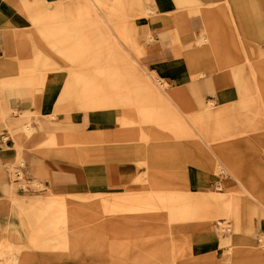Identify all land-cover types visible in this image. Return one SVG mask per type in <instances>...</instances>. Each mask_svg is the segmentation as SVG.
Here are the masks:
<instances>
[{"label": "rangeland", "instance_id": "obj_1", "mask_svg": "<svg viewBox=\"0 0 264 264\" xmlns=\"http://www.w3.org/2000/svg\"><path fill=\"white\" fill-rule=\"evenodd\" d=\"M33 1L39 4L42 3L43 6H54L53 10L47 9L50 12L56 10L58 2H64L63 0L54 3H50L48 0ZM142 1L66 0L70 6L79 3L80 7L90 11L91 14L86 16V19L92 24V28L90 31L88 30V35L92 34L93 36L92 41H97V43L98 41H103L109 46L111 45L109 41L113 42V49L118 54L116 53L117 55L114 54L110 57L114 61L120 59L119 62H122L121 64L118 61L116 62L119 66L122 65L125 68L127 74L138 75L140 81L144 82L142 84L146 92H148L147 88L150 86L155 88L163 99L160 110L156 115H158V118H166L171 115V112L175 113L178 121L185 126V137L179 138L178 136L174 142L170 141V128L164 126L159 128L160 134L159 132L156 133L154 127V104L148 103L147 98L142 95L145 99H143L141 106L145 107L146 120L141 126V140H144L149 146L147 147L145 144L140 146L141 150L144 151L142 153L144 158L139 162V165L145 171L135 179L134 184L131 183L134 178H128V183L125 181L123 184L128 185L131 183V186L129 185V188L125 187L124 190L114 188L108 193H98V196L95 193L57 195L36 176H33L34 181L30 182L29 186L24 189H20V186L26 184L25 180L22 183L14 182V165L25 167L26 161L23 156L22 159L18 157V146L21 145L18 135L23 132L29 138L33 132L25 124L21 128H18L17 125L13 126L11 134L15 142L17 141L18 146L16 145V159L7 163L10 164L9 176L11 183L7 187L6 197L12 208L9 207L11 214L5 222L0 219V254L3 252V256L0 255V264H13V251L18 250L16 247L20 246L23 247L21 258L26 260L27 264H264V226L260 223L257 224L261 220L264 221V116L260 115L259 110H257L256 114L253 108L256 104L257 96L244 92L245 88L241 98L233 103L218 106L214 99L207 98L208 95H216L221 88L242 82L241 80L243 75L246 74V70L240 67V62H244L241 65L244 68L247 65L251 66L250 60L246 62L240 49V40L234 37H231L235 44L234 47L229 42L227 43L232 52L231 56L227 57L228 49L224 34L229 35L228 30L229 32L232 31L230 34H233L234 30L230 29V25L224 15H219L220 10L218 9L224 0H217L207 4V7L217 10L215 14L217 20L210 33L206 27L205 34H201L198 31L200 36L198 38L197 31L195 32L193 27L196 24L198 26L197 20L194 23V20L189 19L186 14H179L177 9L183 11L188 5L202 8V3L199 0H192L188 4L179 3L175 10L164 14L163 17L164 22H170L172 25L176 24L179 26L183 21L189 22L186 28L174 30L173 35L181 38L188 37L193 40L188 42L187 45L178 43V51L172 53L173 56H181L184 60H187L189 66L188 53L184 54V50L198 47L194 53H202L212 45L216 48V65L217 67L221 66V68L211 72L213 77L210 80L211 91H205L203 94L205 105L209 107L211 104V107L203 111H201L203 109L201 102L194 101L192 103L191 101L194 97L193 84L200 78L196 76L198 71H193L194 79L190 84L177 86L161 78L155 71L148 69V64L154 63L153 59L156 50L153 49L149 53L142 54L149 48H144L139 42L138 35L141 32H139L135 22L137 19L148 18L143 14L145 10L151 9L154 12L151 15L152 17L155 16L156 12L153 3H147L149 0H145L146 3ZM220 1H222L221 4L219 3ZM240 3V8L234 10L238 27H246L251 23L256 24L258 37H255L256 39L251 37L253 33L257 32L253 31L250 33L249 39L251 43L257 46V58H264V0H240ZM179 15L183 17L179 21L180 23L178 22ZM128 16L132 17L129 18ZM215 16L214 14L212 15L214 20L216 19ZM71 17L73 26L77 28L82 26L81 21L77 20L74 15ZM122 18H129L130 20L121 24ZM148 19L151 20V18ZM241 19H245V22L239 23ZM32 23L39 28V31L42 29L40 34L49 41L51 47L63 54L61 48L55 45V38L44 35L45 32L49 31V26L52 27V25L44 21L36 23L32 21ZM202 23L207 26L205 17ZM176 31L178 33L175 34ZM145 32L147 34V42H152L153 37L150 32L147 29H145ZM211 32L214 34L212 37ZM129 36L136 40V46L129 44ZM168 39L166 37L165 41ZM66 49L72 51V54L70 52L68 54H71L74 58L77 54L74 55V50H79V54V52H84L85 48L76 46V49L74 47H65V51ZM217 53L222 57H219ZM63 55L67 57V55ZM105 57L104 54L95 55V60L96 58L98 59L95 62L100 63ZM232 65H236L238 70L231 73L236 75L227 78V66ZM95 73L99 74L97 71ZM33 75L27 78L24 85L19 83V81L15 82L19 87V91L24 92L26 88L31 89L32 87L34 91L39 86L43 87L39 81L42 77L37 79L35 74ZM260 80L264 84V76L260 77ZM131 86L126 84L123 88L108 89L109 97L112 101L109 106L115 108V110H123L126 113V119L129 118V113L132 112L133 99L138 96L136 94V87L138 86ZM61 88L58 89V92ZM177 88L179 91L175 92ZM88 89L89 87L86 88V90ZM65 92L61 96L60 102H66V100L67 102L66 104H59L55 112H51V114H54V118L57 117L58 112H67L73 108L79 110H85L86 108L84 101L80 99L77 83H71ZM258 104L260 105L259 102ZM219 109H226V111L218 117L205 115ZM13 110L9 111L12 112ZM4 111L7 112V120L10 112L8 110ZM134 111L138 112L139 110L137 111L135 107ZM30 114V112H24L18 121L28 119ZM43 114L49 115V113L40 112L37 114L36 120L41 121ZM131 115L133 114L131 113ZM129 125V129H137L136 132L131 133L137 137L141 124L134 119V123ZM78 131L79 128H75L64 133L74 134L77 137H81L86 133ZM40 139V136L34 135V138L31 137L27 141L28 147L33 148L34 145L42 141ZM87 140L89 139H84V143L87 144ZM185 140L188 143L190 142V145H184L182 141ZM213 144L220 146L221 154L213 148ZM90 152V150L87 151L85 154L86 158L83 159L86 164L69 161L64 158H52L87 166L91 156ZM173 161L177 162L174 170L169 166ZM228 162L235 165L236 177L229 172L231 170L227 169ZM187 163L198 166L200 170L209 174L208 176L212 183L207 191L192 192L191 190H186L184 185L182 186L183 188L170 187L174 185V181L168 180V177L172 176L170 174L175 173L184 176L187 173ZM110 170L114 174H121L117 163H113L110 166ZM121 175L123 178V174ZM128 175L133 176V174ZM26 176L30 177L31 175L27 173ZM147 179V182L154 187L164 186L168 188L156 190L154 192L157 193L153 194L151 189L146 190L143 188L142 184ZM232 192L236 197L235 202L241 201L242 205L238 210L240 219L239 231L235 232L231 239L232 241H230V238H227V233L230 234V232L225 230V227L230 225V227L235 229V219H228L222 213H217V217L214 218L215 215L206 205L209 199L228 197L229 193ZM21 201L23 205L26 202L29 205L22 207ZM129 201H131L130 207L126 205L124 208H119L117 205L118 203L121 204V202L128 204L127 202ZM138 202L148 203L144 213L149 215L141 214L135 218L127 217V210L131 209L133 204H138ZM60 203H63V205ZM79 204H83V206ZM43 205L46 206L44 207ZM64 209L69 213L62 215L61 219L63 222L56 224L55 221L59 218L57 216ZM20 212L25 214L33 213V221H28L29 219L25 221V217H22ZM67 222L69 224L74 223L77 229H86V237H83L84 242L79 249L73 247L63 248L58 245L60 243L59 234L63 232L61 230H66ZM243 228H250V241L247 243H244L242 239ZM73 232L74 230H67L65 235H72ZM198 232L215 233L218 238L215 243L216 250L204 255L195 253L191 235ZM81 238L80 241L82 240ZM72 241L73 239H69V242ZM90 241L99 242L101 245L98 247L89 246L87 242ZM258 250L262 253L261 258Z\"/></svg>", "mask_w": 264, "mask_h": 264}, {"label": "crops", "instance_id": "obj_2", "mask_svg": "<svg viewBox=\"0 0 264 264\" xmlns=\"http://www.w3.org/2000/svg\"><path fill=\"white\" fill-rule=\"evenodd\" d=\"M48 1L54 3L59 0ZM63 1L62 3L58 2L54 12H50L47 9L53 10L54 6H43L42 3L39 4L33 0H0V219L4 222L9 218L11 214L10 208H12L6 197L7 187L11 183V178L9 176L10 164L7 163L16 159V145L18 146L17 141L15 142L11 134L13 126L17 125L18 128H21L25 124V126L32 129L33 134L31 137L34 138V135L41 137L40 140L42 141L34 145L33 148H29L27 141L31 137L28 138L23 132L19 134L21 145L18 146V157L22 159L23 156L25 158V167L23 168L26 174L29 173L31 175L30 177L28 176L31 182L34 181L33 176L39 177V179L57 195L68 193H95L97 196L98 193H108L114 188L124 190L125 187L129 188L131 186L130 184L145 171L143 170L144 168L139 165V162L144 158V156H142L144 151L141 150L140 146L143 144L147 145V147L149 146L148 143L141 140V126L146 120V112H144L145 107L141 106L143 99H145L142 95L147 98L148 103L154 104V127L156 133L159 132L160 134L159 128L162 126L170 128L169 139L172 142H174L178 136L179 138H184L186 135L185 126L178 121V117L175 113L170 111L171 115L166 118H158V115H156L160 110L163 99H161V96L155 88L150 86L147 88L148 92H146L143 89L144 86L142 83L144 82L140 81L138 75L127 74L125 68L122 65L119 66L116 62L118 61V63L121 64L122 62H119L120 59L114 61V59L110 57L116 53L118 54V52L113 49V42L109 41L111 44L109 46L103 41H98V43L97 41H92V34L88 35V32L92 28V24L86 19V16L91 14L90 11L80 7L79 3L70 6L67 4L66 0ZM191 1L192 0H149L147 3H153L155 6V16H151L154 13L151 9L145 10L143 12L144 16L151 18V20L148 18L137 19L135 25L139 29V32H141L138 35L139 42L144 48H149V50H145L142 54L149 53L153 49L156 50L153 59L154 63L148 64L149 70L155 71L161 78L177 86L190 84L194 79L193 71H198L196 76L200 78L193 84L194 97L191 101L192 103L194 101L201 102V107L203 108L201 111H203L209 108L203 101V94L205 91H211L212 86L210 80L213 78L211 72L221 68V66L217 67L216 65V48L212 45L202 53H194L198 47H192L186 51L184 50V54L188 53L189 66L187 60H184L183 57L173 56L172 54L178 51V43L187 45L188 42L193 40L188 37L181 38L173 35L174 30H177V28H186L189 22L183 21L180 23L179 21L183 18L181 15L178 16L180 27L176 24L172 25L170 22H164L163 20L164 14L175 10L179 3L188 4ZM199 1L202 3V8L188 5L183 11L177 9L179 14H186L189 19L194 20V23L196 22L195 20H197L198 26L197 24L193 26L195 32L197 31V38L200 37L198 31L201 34H205L207 28L210 33V30L217 20V16H215L217 10L207 7V4H211L217 0ZM142 2L146 3L145 0ZM221 2L222 1L219 3L221 4ZM227 2V0H224L218 9L220 10L219 15H224L227 23L230 25V29L234 30V33H231V35L230 32L232 31L229 32L228 28H226L229 35L224 34L226 47L228 49L227 57L229 58L232 54L229 44L233 47L235 46L231 38L234 37L240 40V49L246 62H249L247 58L249 57L251 66L246 64L247 66L244 68L241 66L244 62L238 60V62H240V67L246 70V74L242 77V82L221 88L217 91L216 95H208L207 98L214 99L218 106L233 103L241 98L245 88L246 90L244 92L252 96H257V101L253 108L256 114L257 110H259L261 113L260 115L264 116L263 109L258 104V90L253 76V74H258V72L264 74V58H257V46L251 43L249 39L250 33L257 31V26L251 23L246 27H238L234 10L240 8L242 2L240 3V0H232L230 5H228ZM147 12H150V15H147ZM46 14L50 16H46ZM213 14L216 17L215 20L212 17ZM73 15L77 20L81 21V27L77 28L72 25L71 16ZM132 16L128 17L130 18ZM204 17L207 19V26L202 23ZM129 18H122L121 24L126 23L127 20H130ZM32 21L35 23L36 21H46L52 25V27L49 26V31L47 33L45 32L44 35L54 37L56 41L55 45L59 44L58 46L61 48V52L67 55L69 59L51 47L49 41L40 34L42 29L39 31V28L34 26ZM240 22H245V19H241L239 23ZM145 29H147L153 37V41L150 43L147 42ZM176 33H178V31H176L175 34ZM117 35H119V33H117ZM213 35L214 34L211 32V37ZM252 35V38L258 37V31ZM166 37L169 39L165 41ZM128 39L129 44L136 46L137 43L134 38L130 37ZM228 42L229 44H227ZM74 46L83 47L85 49L84 52H79V54L78 50L76 56L73 58L71 54L65 51V47ZM98 54H104L106 56L100 63L95 62L98 60L97 58L95 60V55L97 56ZM218 56L222 57L219 54ZM234 59L236 60L235 57ZM205 65H207V69H204ZM237 70L238 67L236 65L227 66L228 74L226 77H233L236 74L231 73ZM96 71L99 72V74L95 73ZM33 74H35L37 79L42 77L39 81L43 87L39 86L34 91L33 87L31 89L26 88L24 92L19 91V87L15 82L19 81V83L24 85L26 84L27 78ZM71 83H77L80 99L84 101L86 108L85 110L73 108L67 112H58L57 117L54 118V114H51V112L54 113L59 104H66L67 100L66 102H60V98L66 93L65 91ZM126 84L130 87H132L131 85L138 86L136 87V94L138 96L133 99L134 106L131 108V113L133 115L129 113L128 119H126L127 116L123 110H115V108L109 106L112 101L110 100L111 98L109 97L108 90L109 88H123ZM85 86H88L89 89L86 90L87 87ZM60 88L61 90L58 92ZM177 89H175V92L179 91V89ZM135 107L139 110L138 112L134 111ZM11 109L14 110L10 112L9 110ZM4 110L10 112V116L7 120V112ZM225 111L226 109H219L205 115L218 117L224 114ZM24 112H30V117L18 121ZM40 112L49 113V115L43 114L41 121H38L36 120V116ZM134 119L135 121L138 120L141 124L137 137L131 134L136 132L137 129H129V124H133ZM75 128H79L78 132L86 133L81 137H77L73 134L75 143L71 144H75L74 146L63 143L62 140L65 138L63 137L65 136L64 132L67 130H74ZM52 136L57 137L58 140L62 139L58 145L51 143ZM66 137L68 136L66 135ZM87 138L89 139L88 144L84 143V139ZM133 141L137 142L134 143ZM182 142H184V145H190V142L188 143L186 140ZM213 148L221 154L220 146L213 144ZM89 150L91 151V156L89 157L87 166L54 159L55 157L64 158L69 161L86 164L83 159L86 158L85 154ZM113 163H117L120 173L123 174V178L121 174H114L113 171L110 170V166ZM176 165L177 162L173 161L169 166L174 170ZM197 167L198 166L191 163H187V173H185L184 176L175 173L170 174L172 176L168 177V180L170 179L171 182L174 181V185L170 187L183 188L182 186L184 185L186 190H191L192 192L207 191L211 187L212 181L208 176L209 174H206L205 171ZM228 167L227 169L231 170L230 173L236 177L235 165L228 162ZM128 174H133L134 177ZM128 178L134 179L128 185L123 184ZM147 181L148 179L142 184L144 186L143 188L146 190L151 189L153 194L157 193L154 192L156 190L168 188L164 186L154 187ZM126 183H128V181ZM235 201L236 197L232 192L229 193L228 197L209 199L206 206L215 215L214 218L217 217V213H222L226 218L233 213L236 223L235 232H237L240 226L238 210L242 202ZM22 203L21 201L20 204ZM127 203L128 204H126V202H121V204L118 203L117 205L119 208H124L126 205L130 207L131 201ZM147 204L148 203L142 202L133 204L131 209L127 210V217L135 218L141 214L146 216L149 215L144 213ZM28 205L29 203L27 204L26 202L25 205L22 204V207H27ZM79 205L83 206V204ZM43 206L45 207L46 205ZM8 209L10 210L8 211ZM22 211L24 210L22 209ZM24 212L20 213L22 217L25 215V221L28 219V221H33V213L29 212V214H25ZM258 223L264 226L263 220L257 222V224ZM85 233V228L77 229L76 227L72 235L68 234L60 237V243L58 245L63 248L73 247L79 249L84 242L83 237H86ZM80 238L82 239L81 241ZM69 239H73V241L69 242ZM242 239L244 243L250 241V228H243ZM217 240L218 238L215 233L198 232L191 235V241L195 253L197 254L204 255L212 250H216L215 243ZM87 243H89V246L94 247L101 245L96 241ZM47 245H49V243H47ZM16 248L20 249L22 253V246ZM260 254L261 258L262 253L260 252ZM19 264H27V261L21 258Z\"/></svg>", "mask_w": 264, "mask_h": 264}, {"label": "bare ground", "instance_id": "obj_3", "mask_svg": "<svg viewBox=\"0 0 264 264\" xmlns=\"http://www.w3.org/2000/svg\"><path fill=\"white\" fill-rule=\"evenodd\" d=\"M228 2H227V4L228 5H230L231 4V2H230V0H227ZM48 14H46V16H47ZM147 15H150V12H147ZM48 16H50V15H48ZM52 16V15H51ZM48 18V17H47ZM46 20V19H45ZM49 20H50V18H49ZM48 21V20H47ZM37 22V21H36ZM46 22V21H45ZM235 28V27H234ZM61 36V35H60ZM61 39V38H60ZM62 40H63V38H62ZM62 42V41H61ZM59 45V44H58ZM61 45V44H60ZM133 45V44H132ZM137 45V44H136ZM74 49H76V46H74ZM66 52L67 53H71L72 51L71 50H67L66 49ZM77 53V51L76 50H74V55ZM72 54V53H71ZM248 58V60H250L249 59V57H247ZM204 69H207V65H205L204 66ZM260 72H258V74H253V76H254V81H255V83H256V86H257V90H258V96H259V99H258V102L260 103V105L259 106H261L262 107V109H263V114H264V92H263V86H264V84L262 83V81L260 80V77H262V76H264V74H259ZM202 74H204V73H202ZM206 82V81H205ZM87 88H88V86H86ZM162 99V98H161ZM196 103V102H195ZM197 105V104H196ZM137 107V106H136ZM209 107H211V104L209 105ZM135 109V108H134ZM137 109V108H136ZM137 111H138V109H137ZM2 113V112H1ZM124 116V115H123ZM122 120V119H121ZM66 135L68 136V137H66ZM63 137H65L63 140L62 139H60V140H58L57 139V137H55V136H52L51 137V143H53V144H57L58 145V143L62 140V142L63 143H67V145H69V146H74L75 144H71V143H75V138H73V135H71L70 133H67V134H65V136H63ZM88 141V143H89V140H87ZM86 141V142H87ZM87 143V144H88ZM71 144V145H70ZM62 153V152H61ZM66 154H69V153H66ZM70 158V157H69ZM223 170V169H222ZM229 172H231V171H229ZM80 196V195H79ZM98 196V195H97ZM82 197V196H81ZM81 199V198H80ZM79 199V200H80ZM70 200V199H69ZM73 200H74V198H73ZM76 200H77V198H76ZM65 201V200H64ZM63 201V202H64ZM60 204H62L63 205V203H60ZM52 210V209H51ZM69 212L67 211V210H63V211H61L60 213H59V216H57V217H59V218H57L56 219V221H55V223L57 224V223H60V222H63L62 221V215H65V214H68ZM25 216V215H24ZM228 219H232V220H234V214L232 213V214H230V216L228 217ZM68 225V226H67ZM71 225V226H70ZM70 226V227H69ZM76 225L73 223V224H69V222H67L66 223V230H61V231H63L61 234H59L60 235V237H63V236H66L65 234H66V232H67V230H75V227ZM59 228V227H58ZM224 228V227H223ZM57 229V228H56ZM55 229V230H56ZM60 230V229H59ZM225 230H229V232H230V234L229 233H227V238H230V241H232L231 239L233 238V233L235 232V229L234 228H232V227H230V225L229 226H227V227H225ZM60 231V232H61ZM58 232V231H57ZM228 240V239H227ZM221 244V243H220ZM224 244V243H223ZM14 252V254H13V264H19L20 263V259H21V250L20 249H18V250H16V251H13ZM1 256H3V252L0 254Z\"/></svg>", "mask_w": 264, "mask_h": 264}, {"label": "built area", "instance_id": "obj_4", "mask_svg": "<svg viewBox=\"0 0 264 264\" xmlns=\"http://www.w3.org/2000/svg\"><path fill=\"white\" fill-rule=\"evenodd\" d=\"M14 175V182L15 183H22V181L25 180L26 184L20 186V189H24L25 187L29 186V183L31 182V179L26 176L25 170L22 166H15V169L13 171Z\"/></svg>", "mask_w": 264, "mask_h": 264}]
</instances>
